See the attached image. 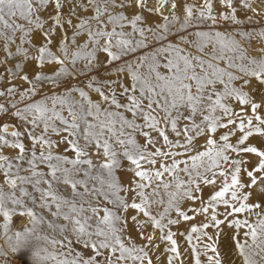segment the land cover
<instances>
[{"label": "snow or ice", "instance_id": "6c2138e0", "mask_svg": "<svg viewBox=\"0 0 264 264\" xmlns=\"http://www.w3.org/2000/svg\"><path fill=\"white\" fill-rule=\"evenodd\" d=\"M67 2L71 3L72 0H0V26L4 29L11 30L13 34L16 31L23 33L21 36V42H24V38L29 34V29H25L22 25L15 24L14 22H9L14 17H19L27 21L28 25L35 29H41L43 23L41 22L39 16L32 18L34 12L42 11L49 3L54 5L55 15L51 17L54 26H59L62 23V5ZM167 0H157L159 7L155 8L154 11L159 13L161 9L165 6ZM33 3L36 7H33ZM89 5L92 6L94 10V15L89 19H80L78 24L74 25V37L78 36L80 31L87 32V39L91 42L92 48L89 49L87 43L77 46V50L73 51L69 55L67 47H62L61 51L64 54V59H58L52 55L51 52L47 50L46 45L41 46L38 49L39 56L37 60L40 63L47 61L52 63L53 61L57 64L63 65L65 60H70V62L75 65L78 59H85L87 61L85 68L95 67L96 51H102L107 56V61L105 64H110L113 61H119L122 56L133 52L138 47L145 46L143 40H137L133 42L130 38H126V34L121 31L117 32L116 28L119 27L123 29L126 23H131L133 26V31H138L139 34L144 36L145 32L152 33V39H160L163 37V32H167L168 26L165 24L158 25V29H163V32L157 34V29L144 28L137 29V22H142L143 17L141 14H135L134 18L128 20L122 14H113L110 9L123 6V4H117V0H88ZM129 3H134L137 8L144 9L146 7V0H129ZM222 5H227L229 9L232 8V0H220ZM241 4L244 8L251 9L250 0H241ZM176 4L173 3L171 7L176 8ZM203 11L199 12L197 19H207L211 20L213 23L216 22L217 17L211 15L212 13V3L211 0H205ZM255 11V9H251ZM186 15L183 19V24L181 28H185L193 17V12L190 7L185 6ZM107 13L108 23L113 25L111 31H105V24L101 21V17ZM207 13V15H206ZM75 13L73 12V15ZM7 17V18H6ZM164 21L168 25L174 24L177 20L175 15L164 16ZM220 19H231L233 23H238L234 13H229L228 16L221 15ZM94 21L99 27L93 28L91 22ZM71 25V21H65ZM47 43L50 44L51 40L48 39L51 35V30L44 33ZM131 33L127 34V37H131ZM196 37L199 39L194 42L195 47L203 51L206 44H212L213 53L209 60L201 59L200 57H190L188 54H183L184 50L180 47H173L169 44L167 47H161L156 51V53L151 57V63H147L146 57H141L139 62L135 66V70L131 64L125 67H119L116 69L117 72L123 73L125 70L131 76L133 81L132 87H124L123 84L120 85L122 91L119 93L120 96H125L127 103L121 104L117 99L115 92L110 95H105L101 88H94L93 91L99 93L101 99L104 101L108 107H102L99 103H92L88 101L87 96L84 91H80L79 95L86 102L77 104V102H69L67 99L53 98L52 108L49 109L43 103H34L26 107L23 112L17 111L14 113L20 120L25 121L32 125L35 129L38 123L43 124V132L40 136H31L32 140V151L30 157L25 155L26 149L25 145L17 139L13 143L9 144L7 140L0 136V147L10 146L14 149H19V154L15 157L16 163L13 164L5 156L0 155V171L5 175V182L8 184L10 189L19 191V196L16 195L15 191H11L5 194L0 190V214L3 215L5 224V229L8 228V221L11 216L17 210V206L20 211L21 216H27L29 218V223L32 224V229L29 230L25 228L22 232H17L15 234L16 241L19 244L22 236H26L29 232H35L36 226L40 224H47L49 229L58 230L59 233L67 241L62 247L67 249V252H61L63 259L57 260V257L53 253H49L43 259L56 260L57 264H101V261L97 257L102 256V250H107L108 255L105 257L106 264H123L124 261L131 260H144L147 256L144 253L143 248L126 247L121 240L119 233L122 229L118 226L123 218L117 215L115 210H111L107 207L99 208L93 205V201L97 197H103L105 201L113 205V209L126 211L129 207L142 212L145 217H148L154 227H161L160 221L152 218L147 206L151 203H157L155 200H150V196L159 195L156 189H153L151 193L146 194L144 189L148 186L153 179L160 180V178L168 173L171 175L177 168V164L174 161L171 166H166L161 164V169L155 171L141 170V161L147 164L155 165L156 160L153 157L159 156H171L172 152H161L160 148H156L155 152H148L147 147L149 144H155L156 140L151 137L150 132L144 131L145 128L152 131L158 132L159 136L163 138L166 144H169L168 136L165 134L163 128L159 127L161 119L165 123H170L172 130L177 131V122L180 119H186L192 121L193 117L199 112H207V115H203L201 124H195L193 122L191 126H185L184 136L185 144L172 143L170 147H184L188 148V145L192 142V137L189 135L191 131H197L199 134H203L205 127L207 126V131L209 133H214L216 128L226 127L225 124H218L219 117L212 115L217 109L222 110L223 114L229 117H239L240 122L236 125L237 129L244 133L238 140V144L242 145L244 142L253 135V133H262L259 124H264V119L256 115V110L260 107L257 103H251V110L254 119L258 122V125L253 127V117H244L241 113H234L231 108L222 103L224 98H234L239 101L241 106L250 103L247 93L242 91L248 83L247 80L243 82L240 88L232 87V81L236 80L237 77L233 75L232 72L226 69L219 68L213 61L225 59L224 51L235 50V41L229 36L227 39L221 35V33L216 32L214 36L210 35L208 32H197ZM264 36V33H260ZM0 36H3L6 41L11 40V36H6L3 31H0ZM104 39V43L101 45L100 40ZM74 42V38H73ZM182 43H188V41L181 37ZM220 45L219 52H217L216 44ZM115 48L116 51L112 49ZM6 50V49H5ZM17 53H21L18 48ZM166 63L161 64L157 57L165 54ZM243 58V57H239ZM228 68H236L237 65L232 63L231 59L226 61ZM249 65L254 67L239 66V71L248 77H255L260 83H264V57L259 60L253 59L249 60ZM147 66L148 71L142 73L140 71L141 67ZM165 68L166 73L158 71L159 68ZM16 68L19 69L20 65L17 64ZM197 68L199 71H197ZM68 74V70L65 67H61L56 73L57 76ZM11 75V72H9ZM22 80L27 81V75L20 77ZM226 78V79H225ZM44 79L41 75L37 74L34 78L35 81H40ZM33 82V83H34ZM114 83V82H110ZM221 83L224 85L223 91L217 92L215 85ZM92 88V84L88 85ZM195 89V91H193ZM30 91H33L34 88ZM139 95H133L132 93L137 92ZM7 92L9 94L14 92L13 88H8ZM5 93L0 92V96ZM24 94L21 93V99H23ZM215 97V98H213ZM146 101V103H145ZM59 104L61 108L67 107L68 114L71 117V121L62 117L59 112H57L56 105ZM116 110H111L112 108ZM186 108L190 111L189 116H184L181 109ZM119 109H123L124 112L131 113L132 119L126 118L123 112ZM0 107V111H2ZM243 111V107L241 112ZM51 113L48 115V113ZM163 114L162 118L160 114ZM175 113V115H173ZM28 116L32 119L28 120ZM91 117V121H89ZM142 120V124L136 123L137 120ZM247 120V124L245 123ZM52 121H59L64 127L57 128ZM235 121L233 119L228 120V124H232ZM83 129L81 131V126ZM248 131L245 132V128ZM51 130L52 133L59 135L60 132H67L68 135L62 138L63 141H67L70 146L71 151L75 153L74 159H69L67 157L53 155L50 151L54 147L50 139H45V135ZM6 131V128L4 129ZM140 133L145 137V145L141 146L136 143L134 138L135 133ZM13 137L19 138L22 134L20 132H12ZM177 135H180L177 132ZM225 143L220 148L219 151L213 153V146L215 141L211 138L208 139L207 144L209 145V150L199 153L197 156L192 157L193 161L201 160L202 157H208L211 160V165L207 170L212 167H218V159H222L226 163L234 164L235 167L230 174V183L227 181L224 183L222 189L217 191L211 196L208 201L209 204L212 202H223L226 206L232 209L227 215H233L234 213H243L245 211L252 212L253 207L259 208L260 205H248L246 201L251 196V192L241 193L244 187L249 189L253 188L258 184L259 181H264V175L256 177L254 172H264V152L258 151L255 147H247L242 149L244 152L254 153L260 157V163L253 171H247V176L250 178V183L244 185L239 181V174L241 172V160L229 161V157L223 155L225 150L231 149L234 152L241 151L236 146L227 143L229 135L225 134L221 137ZM83 140V144L80 141ZM95 146L97 153L101 154L104 158V162L99 165H94L91 159H84L88 155L87 149L90 145ZM39 145L41 151L39 155L36 154L35 148ZM114 145H118L121 152H118ZM45 149H49L46 151ZM102 149V153L100 150ZM181 153H176L180 155ZM126 158L130 165L135 166L134 169L129 170L134 171L135 177H139L141 182L135 184V189H138L137 195L139 196L141 203H131L127 204L117 193L121 190L127 191V189H121L116 177L115 169L120 166V160L118 157ZM21 162H26L28 167L21 169ZM39 165H46L49 169L48 173H44L38 170ZM65 165H68L66 167ZM87 165V168L82 167ZM197 165L193 163L192 168L196 169ZM93 168L96 169V174H92ZM20 171L28 172L29 175L22 176L19 174ZM182 171L188 173L189 169L185 167ZM83 173L85 179H78L77 177ZM222 171L220 175H224ZM197 176H202L201 173H197ZM47 177V178H46ZM91 179L96 183L92 186H88V180ZM190 182L191 175H190ZM205 183H213V181L205 180ZM31 185L33 192L39 194V203L37 204L36 197L29 193L25 185ZM46 185V187H41V185ZM59 185H66L70 187L71 193L69 196H64L59 191ZM169 184L163 183V188L168 189ZM183 182L177 181L175 184L176 191L168 193L169 207L180 198L195 199L192 196L190 190H184L180 192ZM159 187V186H158ZM82 188L83 191L78 190ZM134 189V190H135ZM231 189V200L239 201V206H233L229 200H225L224 196ZM261 192L264 193V185L261 186ZM25 198H27V203ZM10 202L13 207L11 209L6 207V204ZM31 203L36 207L44 210H48L51 216L54 218H62L65 221L62 225H57L53 222L46 221L43 216H37L31 207L27 204ZM55 211H52V208ZM103 212V216L99 213ZM200 211L207 212L208 208L204 207ZM178 215L183 219L187 220L189 217L183 212H179L177 208ZM258 219L255 224L249 223L247 220H233L229 221L230 226L234 225L237 229L241 227H246L248 230L244 232V236L251 240V244L247 243V239L244 243L237 242L236 249L239 254L244 257V264H255V261L251 260L250 256L255 255V251L246 254V248L251 249L253 245L256 248L264 251V215H259L257 213ZM135 219V217H133ZM94 221V223H93ZM211 221L214 222L213 226L218 227L224 221L217 220L215 214L211 216ZM169 224H174L176 221L169 220ZM209 227V224H204L202 227H192L190 229L189 235L186 237L189 242L192 241L191 233H203V229ZM37 240H44L49 245L55 246L60 241L56 240L54 237L49 238L48 236H36ZM146 239L150 242L152 240L151 236H147ZM161 239H166L170 242L171 247L169 251L172 253H177L176 241L173 239V234L170 232L166 237H161ZM200 237H197L199 240ZM211 240V237H208ZM235 239V238H234ZM73 240L75 243L83 245L84 248H91L94 255L85 258L79 251H75L72 247ZM205 251L211 250L216 252L214 244H205ZM16 249H13L15 251ZM196 247L193 245V253H195ZM143 253L142 255H133V253ZM75 253V254H73ZM118 253V255H116ZM2 255V253H0ZM38 255V254H37ZM178 255V254H177ZM208 260L210 264H221V259L219 255L215 257L209 256ZM151 264V261H148ZM169 264H172V257H169ZM196 264H200L198 258H196Z\"/></svg>", "mask_w": 264, "mask_h": 264}, {"label": "rangeland", "instance_id": "374dc122", "mask_svg": "<svg viewBox=\"0 0 264 264\" xmlns=\"http://www.w3.org/2000/svg\"><path fill=\"white\" fill-rule=\"evenodd\" d=\"M123 4L121 7L112 8L110 11L115 14H122L128 20L134 18L135 14H141L143 17L142 22H137V29L153 28L157 29V34L163 32V29H158L157 26L165 24L168 26V31L163 32V37L160 39H152L151 32H145L144 36L148 37L144 39L138 31H133V26L131 23H126L123 29L117 27L116 31H123L126 34V38H130L133 42L137 40H143L145 46L136 48L135 51L122 56L119 61H113L110 64H105L107 61V56L102 51H96V59L94 61L95 67L85 68L87 61L85 59H78L73 65L70 60H65L64 64H57L54 61L48 63L47 61L40 63L37 60L39 56L38 49L41 46L47 47V50L52 53L58 59H64V54L61 51L62 47H67L69 55L73 51L77 50V46L87 43L89 49L91 50L92 44L87 39V32L80 31L78 36L74 37V25L78 24L80 19H89L95 13L91 5H89L88 0H72L71 3L65 2L62 5V23L59 26H54L51 17L55 15L54 5L49 3L42 11L34 12L32 18L35 20L39 16L43 27L41 29L32 28L28 25L27 21L17 17L12 18L9 22H14L15 24L22 25L25 29H29V34L24 38V42H21L22 32L16 31L15 34L11 30L4 29L0 26V31H3L6 36H11L10 41H6L3 36H0V92H4L3 96H0V136H3L9 144L13 143L17 139L25 145V155L30 157L32 151V140L31 136H40L43 132V124L38 123V126L33 129L32 125L20 120L14 115L15 112L21 111L34 103H43L49 109L52 108L53 98L67 99L69 102L75 101L77 104L86 102L80 97L79 92L84 91L88 101L92 103H99L102 107H108L107 104L101 99L99 93L93 91L94 88H101V91L105 95H110L115 92L117 99L121 104L127 103L125 96H120L119 93L122 91L120 85L123 84L124 87L131 88L133 81L131 76L125 70L123 73L116 71L119 67H125L128 64L133 66L135 70L136 64L139 62L141 57H146L147 63H151V57L156 53L161 47H167L171 44L173 47H180L184 50L183 54H188L190 57H200L204 60H209L211 54L213 53L212 44H206L203 51L198 50L195 47L194 42L199 38L196 37L197 32H208L210 35L214 36L216 32L221 33L226 39L231 37L235 41V50L228 51L225 49L224 57L225 59L213 61L219 68L226 69L233 73L237 77L236 80L232 81V87L240 88L245 80L248 81L247 85L242 88V91L247 93L250 100L249 104L241 106L239 101L234 98H224L222 103L232 109L234 113H241L244 117H253L251 110V103H257L260 107L256 110V115L264 119V83H260L255 77L245 76L239 71V66L254 67L249 65V60H259L264 57V36L260 33H264V0H250L251 9L244 8L241 4V0H232V8L229 9L227 5H222L220 0H211L212 3V13L211 15L216 16L217 20L213 23L211 20L207 19H197L199 12L203 11V5L205 0H167L165 6L161 9L159 13L154 11L155 8L159 7L157 0H146V7L144 9H139L134 3H129V0H117V4ZM175 3L177 6L175 9L171 5ZM185 6L190 7L193 12V17L191 22L185 27L181 28L183 24L184 16L186 15ZM33 7L36 4L33 3ZM73 12L75 13L73 15ZM229 13H234L238 23H233L231 19H220L221 15L228 16ZM175 15L177 20L174 24L168 25L164 21V16L171 17ZM207 15V13H206ZM7 18V17H6ZM71 21V25L65 21ZM101 21L105 24V31H111L113 25L108 23L107 13L101 17ZM93 28L99 27L94 21L91 22ZM51 30V35L48 39L51 43L48 44L44 33ZM131 33V37H127V34ZM181 37L185 38L188 43H182ZM74 38V42H73ZM104 43V39L101 38L100 44ZM21 50V53H17V49ZM220 45L216 44L217 52H219ZM6 49V50H5ZM116 51L115 48L112 49ZM165 54L157 57L161 64L166 63ZM239 57H243L242 59ZM231 59L232 63L237 65L236 68H228L226 61ZM19 64L20 68L17 69L16 65ZM61 67H65L68 70V74L57 76L56 73ZM140 71L142 73L147 72V66L141 67ZM158 71L166 73V69L161 67ZM197 71L199 69L197 68ZM11 72V75H9ZM39 74L44 79L40 81H35V76ZM27 75L28 80H22L20 77ZM226 79V78H225ZM34 82V83H33ZM110 82H114L111 83ZM92 84V88L88 85ZM8 88H13L14 92L9 94L7 92ZM34 88L33 91H30ZM217 92L223 91L224 85L217 83L215 85ZM195 91V89H193ZM21 93L24 94L23 99H21ZM133 95H139L138 91L132 93ZM215 98V97H213ZM146 103V101H145ZM243 107V111L241 109ZM57 112L69 121L71 117L68 114L67 107L61 108L59 104L56 105ZM111 110H116L114 107ZM123 112L126 118L132 119L131 113L124 112L123 109H119ZM184 116H189L190 111L186 108L181 109ZM51 113L49 112L48 115ZM207 112L197 113L192 121L186 119H180L177 122V131H173L170 123H165L162 119L159 127L163 128L165 134L168 136L169 144H166L162 137L159 136L158 132L152 131L145 128L144 131L150 132L152 138L156 140L155 144H149L147 147L148 152H155L156 148H160L161 152H172L171 156H159L153 157L156 160L155 165L147 164L141 161V170L155 171L161 169V164L166 166H171L175 161L177 164L176 170L169 175L165 173L160 180L153 179L151 183L144 189L145 193H151L153 189L159 192V195L150 196V200H155L157 203H151L147 206V210L150 216L156 220L160 221L161 227H154L151 220L145 217L142 212H139L131 207L126 211L113 209V205L104 200L103 197H97L93 201V205L99 208L107 207L111 210H115L117 215L123 218L122 222L118 225L122 231L119 233L122 242L126 247H135L137 249L143 248L144 253L147 254L144 260H131L128 259L123 262V264H169V257H172V264H196V258L199 259L200 264H210L208 257H215L218 253L221 259V264H244V257H242L238 250L236 249V243H244L247 238L244 236V232L248 229L246 227H241L237 229L234 225L229 224V221L233 220H247L251 224L257 222L259 215H264V193L261 192V186L264 185V181H259L256 186L249 189L244 187L240 190L241 193L251 192V196L246 201L248 205L259 204V208L253 207L252 212L245 211L243 213H234L233 215H227L232 209L221 202L208 203L211 196L217 191H220L227 181L230 183V174L234 169L235 165L231 163H226L222 159H218V167H212L207 170L211 165V160L208 157H202L201 160L193 161L192 157L197 156L199 153L209 150V145L207 141L209 138L215 141V145L212 150L219 151L223 146L225 141L221 137L225 134L229 135L227 143L238 147L241 151L234 152L231 149L225 150L223 155L229 157V161L241 160V172L239 174L240 183L247 185L250 183V178L247 176V171H253L258 167L260 163V157L254 153H248L242 151V149L247 147H255L258 151L264 152V134L253 133L244 144H238V140L244 133L239 131L236 125L240 122L239 117L233 116L229 117L223 114L222 110L217 109L212 115L219 117L218 124H225L226 127H217L214 133H209L207 131V126L203 134H199L197 131L189 132L192 137V142L188 145V148L184 147H170L172 143L185 144L184 129L185 126H191L193 122L195 124H201L203 115H207ZM175 115V113H173ZM161 118L163 114H160ZM233 119L235 122L228 124L229 119ZM32 117L28 116V120ZM91 121V117L88 118ZM57 128L64 127L59 123V121H52ZM136 123L142 124V120H137ZM247 124V120L245 119ZM258 122L253 117V127L257 126ZM262 133H264V124L258 125ZM6 128V131L4 129ZM83 125L81 126V131ZM20 132L22 135L17 138L11 135L12 132ZM248 128H245V132ZM177 132L180 135H177ZM68 135L67 132H60L56 135L49 130L45 135V139H50L54 145L50 149L53 155H59L67 157L69 159L75 158V153L71 151L67 141L62 142V138ZM134 138L136 143L144 146L145 137L140 135V133H135ZM83 144V140L80 141ZM118 152L122 149L118 145H114ZM48 151L49 149H45ZM41 148L39 145L36 146L35 152L39 155ZM88 155L83 157L84 159H91L94 165H99L104 162V158L101 154L97 153V150L93 145H90L87 149ZM102 153V149L100 150ZM176 153H181L176 155ZM19 154V149H14L10 146L0 147V155L5 156L13 164L16 163L15 157ZM120 160V166L115 169V177L121 187V190L117 193L127 204L131 203H141L139 196L137 195L138 189H135V184L140 181L139 177H135L134 171L129 170L135 166L130 165V162L126 159L118 157ZM193 163L197 165L196 169L192 168ZM68 167V165H65ZM26 162H21V169L27 168ZM82 167L87 168V165ZM187 167L189 172L186 173L182 171ZM38 170L44 173H48L49 169L46 165H39ZM224 172V175H220V172ZM197 173H201L202 176H197ZM20 175L27 176L28 172L20 171ZM92 174H96V169L93 168ZM190 175L191 181L190 182ZM256 177L264 175V172H254ZM47 178V177H46ZM78 179H85L83 173H81ZM205 180L213 181V183H205ZM177 181H182L183 186L179 190L183 192L184 190H190L192 196L195 199L180 198L173 206L169 207L168 200L169 195L173 191H176L175 184ZM96 182L89 179L88 186L92 187ZM163 183L169 184V188L166 190L163 188ZM159 186V187H158ZM29 193H32L39 203V194L34 193L32 186H24ZM41 187H46V185H41ZM59 191L64 196H69L71 193L70 187L66 185H59ZM135 189V190H134ZM0 190L5 194L15 191L16 195L19 196L18 189H10L8 184L5 182V175L0 171ZM78 190L83 191L82 188ZM225 200L235 206H239V201L231 200V189L224 196ZM27 203V198H25ZM31 207L37 216H43L46 221L53 222L57 225H62L65 221L62 218H54L48 210L40 209L31 203L27 204ZM6 207L11 209L13 205L8 202ZM207 207L208 211L203 212L200 209ZM177 208L179 212L185 213L189 219L185 220L178 215ZM19 207L17 206L16 212L11 216V219L7 222L8 228L5 229L3 215L0 214V264H57L56 260L43 259L49 253L56 255L57 260L63 259L60 254L61 252H67L63 244L67 241L59 233L58 230L49 229L47 224H40L36 226L35 232H29L28 235L22 236L21 241L18 244L16 241L15 234L17 232H22L25 228L31 230L32 224L29 223V218L21 216L19 214ZM55 211V208H52ZM215 214L217 220L224 221L218 227L213 226L214 222L211 221V216ZM103 216V212L99 213ZM135 217V219H133ZM176 221L174 224H169L168 221ZM94 223V221H93ZM209 224V227L203 229V233H191L192 241L189 242L186 237L190 233L192 227H202L204 224ZM173 234V239L176 241L177 253H172L169 251L171 244L166 239H161V237H166L169 233ZM48 236L50 239L55 238L60 241L55 246L49 245L44 240H37L36 236ZM151 236L152 240L149 242L146 237ZM197 237H200L197 240ZM208 237L212 239L209 240ZM235 238V239H234ZM247 243L251 244V240L247 239ZM205 244H214L216 252L211 250L205 251ZM193 245L196 247L195 253H193ZM72 247L75 251H79L85 258H88L94 253L91 248H84L83 245L75 243L73 240ZM13 249H16L13 251ZM255 251V255H251V260L255 261V264H264V251L258 249L253 245L251 249L246 248V254ZM103 255L97 257L101 264H106L105 257L108 255L107 250H102ZM38 254V255H37ZM75 254V253H73ZM142 255L143 253H133V255ZM178 254V255H177ZM118 255V253H116Z\"/></svg>", "mask_w": 264, "mask_h": 264}]
</instances>
